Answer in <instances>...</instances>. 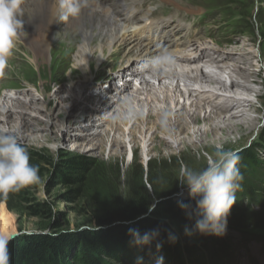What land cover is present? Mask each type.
Masks as SVG:
<instances>
[{
	"label": "rangeland",
	"instance_id": "1",
	"mask_svg": "<svg viewBox=\"0 0 264 264\" xmlns=\"http://www.w3.org/2000/svg\"><path fill=\"white\" fill-rule=\"evenodd\" d=\"M176 1L195 10V14H190L188 17L178 16L181 22H185L186 25H190L192 22L196 23L194 26H189L190 28L193 27L195 32L190 36L191 41H204L207 49L226 52L236 51L234 47H237V45L232 48H226L223 45V42L232 36L247 44V48L242 46L243 49L240 50H247L251 65L236 62V69L239 68L247 73L254 72L257 78H255L256 81L253 79L254 84H249V90L240 91L233 87V91L234 93L242 92L240 96L251 103L253 109H257L251 113L252 117H256L253 126L249 130L246 128H243V130L237 129L238 131L236 130L237 132L234 134L230 132L223 133L229 126H223L219 123L218 127L214 128V131L218 130L217 136L204 135L202 137L199 133L195 134L196 147L188 142L180 145V149L166 148L162 144L163 139L156 133L154 135L156 137L152 138L150 143H147L151 147L147 156L142 154V150L136 142L135 145H132L134 146L132 152L128 150L129 146L127 145L125 147L124 145L123 147L116 144L112 145L111 139L115 138V133L111 131L110 136L106 137L109 124L104 122L99 125L100 118L95 121L92 120L94 126L98 127L97 129L94 128L96 130L94 137L85 139L84 137L88 136L89 130L84 127L91 122L88 118L90 115L89 109L94 107L96 98L100 97L103 92H109L110 87L107 86L114 83V75L119 71L120 60L118 64L112 60L103 61L99 66L92 69L93 82L91 81L88 84L87 95L89 97H87V100L83 99L84 94H81L82 91L77 90L76 100L78 102L70 111L68 109L65 112L63 109L58 108L56 102L53 103L51 120L54 123L51 127L47 125L46 120L43 118L37 119L34 124L29 126L30 129L41 128L36 129L37 134L47 133L49 134L48 137L44 136L41 139H36L33 134L28 136V132L24 133L25 137H19L20 142L29 152L30 163L38 165L41 180L37 184L23 188L21 198L8 195L5 196L8 202L6 199H0V235L11 236L10 242L15 246H22L26 241L33 239L34 234L59 232L67 237V235L91 228L94 225L93 202L88 196H77L74 192L76 187L67 182L60 172V160L66 152L91 159L87 176L96 182H101L111 200L125 202L135 196L136 193H148L152 207L156 201L155 189L158 188L176 189L175 198L187 197L189 195L187 187L182 186L177 180L181 168L187 166L199 170L205 167L208 160L214 156L218 145L223 146L226 150L236 151L238 154L254 146L257 150H255L257 156L255 158L264 160V0H228L231 3L226 5L225 8L221 6L225 0ZM125 2L130 1L126 0ZM140 3L142 1L136 3L139 12L157 10L152 15L154 17L165 7V4L158 1H147L143 8ZM202 7L213 10L206 12ZM171 13H173L172 10L168 14ZM203 13L205 14L202 16ZM192 15L197 16L193 17ZM199 15L200 19H197ZM61 33L62 31H60V36L53 39L48 57L46 59L41 56L38 57L39 62L37 65L32 63L26 44L22 40L17 41L13 55L9 58L8 67L4 69V74L0 75V96L3 97L2 94L8 93L19 97L21 101L32 99V101L39 102V105H41L44 100V96L41 94L42 88L45 87V91L53 94L59 87L67 85L70 71H73L74 80H78L80 74L78 70L74 69L72 63V55L76 51V48H74L76 40L72 41L73 39H68L67 36H62ZM185 35V33H182L181 36L184 37ZM196 73L197 76L199 75L198 79H200V73ZM227 75H230V73ZM248 79L251 78L248 77ZM213 82L204 83L202 86L204 88H216L224 92L219 82L216 85ZM134 83V81L129 83L132 89L135 88L133 87ZM128 85H125V88L123 87V92L131 91L130 85L127 87ZM256 89L261 93L260 98H257ZM91 92L94 93L93 99L90 98ZM186 93L179 92L181 96L184 94L180 101L189 100ZM204 95L202 93L201 97H204ZM112 100L106 99L104 102ZM12 101L16 102L17 99L15 101L12 99ZM203 106L207 108V104L203 103ZM136 108L138 112L140 111L139 114H146L147 107L143 105L142 101L134 103L133 110H136ZM143 110L145 111L143 112ZM207 110L213 111L209 108ZM103 114V116L108 115L107 113ZM203 114L201 115L203 116ZM112 116L114 115H111L110 118ZM238 118V116H235L232 120L235 121ZM128 119L130 121V116L124 120ZM131 122L132 120L128 124L129 128L132 127V125L130 126ZM10 124H7V126ZM194 126H196V129L205 128L203 122H198ZM122 127L123 124L119 125V138H126L124 139V144H126L127 133L125 132V137H123ZM136 127V125H133L132 130L135 129L134 131H136L138 129ZM200 138L202 139L199 141ZM97 141L98 144H96ZM92 146L93 149H91ZM38 203H47L53 214L50 217L44 214L39 215L28 208ZM241 211H244V215H248L247 218L257 221L258 224L245 226L244 229L227 225V232L222 238L229 240L234 250L233 256L227 264H264V207L253 206V208L241 209ZM54 217L56 221H54ZM185 227L184 223L173 225L175 232L180 237H188V234L185 233ZM211 241L208 237L205 242L210 246ZM154 261V259H151L150 263L158 264Z\"/></svg>",
	"mask_w": 264,
	"mask_h": 264
},
{
	"label": "bare ground",
	"instance_id": "2",
	"mask_svg": "<svg viewBox=\"0 0 264 264\" xmlns=\"http://www.w3.org/2000/svg\"><path fill=\"white\" fill-rule=\"evenodd\" d=\"M115 1L122 6L118 12L114 11L108 0H102L99 2L102 4L100 11L96 10L97 6L91 9L83 5L82 11L77 17H66L61 9L60 0H18L19 18L23 20L24 26L19 40H22L28 47V55H30L32 63L37 65L40 56L44 59L48 57L53 39L60 36V31H62V36H67L68 39H73L72 41L76 40L74 47L76 51L72 55V63L80 75L75 81L73 71H70L67 85L59 87L53 94L45 91V87L42 88L41 94L44 96V100L41 105L32 99L21 101L17 96L8 93L2 94L4 96H0V129L6 128L17 133L19 137H25V132L29 133L28 136L33 134L36 139L48 137L47 133L37 134L36 129L41 128L30 129L29 126L34 124L37 119L43 118L51 127L54 123L51 120L53 103L56 102L58 108L65 112L68 109L70 111L77 105V90L82 91L83 99L87 100L89 97L87 87L92 81V69L103 61L110 60L117 64L120 60L119 70L122 69L130 73L135 71L132 80L135 82L133 84L135 88L132 89L130 81L127 85H130L131 91L123 92L121 89L112 94L109 90L108 93L103 92L100 97L96 98L94 107L89 109L88 118L91 122L88 121L89 123L84 127L89 130L85 139L94 137L96 131L94 128L96 127L92 120L100 118L99 125L104 122L109 124L106 137L110 136L111 131L115 133V138L111 139L112 145L116 144L120 147L127 145L129 146L128 150L132 152L134 147L132 145H135L136 142L140 146L142 154L147 156L151 149L147 143L156 137L154 136L156 133L163 139L162 144L166 148L180 149V145L188 142L195 146V134L199 133L202 137L204 135L217 136L218 130L214 131V128L218 127L219 123L229 126L223 133L235 134L237 129H251L254 120H256V117H252L251 113L257 109H253L251 103L240 96L242 92L236 94L233 91V87L240 91L249 90V84H254L253 81L257 78L254 72L247 73L239 68L236 69L237 63L250 64L247 50H240L247 44L232 36L223 42L226 48L237 45L234 47L236 51L232 52L209 50L206 49L203 42L190 39L182 42L177 39L170 46L158 45L157 36L163 30L161 27L168 21L153 20L152 14L139 13L135 7L125 3L124 5L122 0ZM132 1L130 0L131 4ZM160 1L173 5V9L178 10L176 0ZM144 5L145 2L142 3V7ZM192 11V9L182 10L184 15H189ZM174 13L179 15L178 12ZM185 42L188 43L184 44ZM185 45H189L188 50L182 48ZM164 50L171 53V63L164 68H152L149 62ZM235 53L237 54L235 55ZM209 64H215L218 72L214 74L206 72L205 69ZM145 65L148 66L145 67ZM196 72L200 73V79ZM228 73L230 75H227ZM208 82H213L215 85L219 82L226 93L223 94L215 88H204L202 85L208 84ZM194 85L199 89H196ZM179 92H187L188 102L180 101L184 94L181 96ZM255 92L257 98H260L259 90L256 89ZM202 93L205 94L204 97H201ZM90 98H94L93 92L90 93ZM12 99L14 101L17 99V101L13 102ZM106 99L113 100L104 102ZM118 101L121 102L117 103ZM139 101H142L143 105L147 107L145 115H143L144 113L139 114L140 111L138 112L137 108L133 110L134 103ZM203 103L207 104V108L203 106ZM208 108L213 111L207 110ZM228 112L229 114H227ZM103 113L108 115L103 116ZM225 113L227 115H224ZM111 115L114 116L110 118ZM129 116L130 121L132 120L130 126L136 125L138 128L136 131L132 130V127H128L129 119L124 120ZM235 116L239 118L234 121L232 118ZM198 122H203L205 128L196 129L194 125ZM9 123L11 124L7 126ZM121 124H123L121 129L123 135L125 132L127 133L126 144H124L126 138H119L118 129ZM43 126L41 127L43 128Z\"/></svg>",
	"mask_w": 264,
	"mask_h": 264
},
{
	"label": "trees",
	"instance_id": "3",
	"mask_svg": "<svg viewBox=\"0 0 264 264\" xmlns=\"http://www.w3.org/2000/svg\"><path fill=\"white\" fill-rule=\"evenodd\" d=\"M255 150L251 146L239 154L242 191L236 194V203L230 210L228 225L231 227L244 229L258 224L241 209L264 207V160L255 158ZM60 161V172L76 187L75 194L88 196L93 202L94 225L67 237L59 232L34 234L33 239L19 247L10 242L11 264H151V259L159 262L161 258L162 264H227L232 258L229 240L200 234L195 230L196 217L189 219L178 206L183 202L195 209V200L190 194L179 199L174 197L176 189H155L153 207L148 193L142 192L125 202L113 201L101 182L87 176L89 157L66 152ZM22 194L23 189L8 195L21 198ZM0 199L8 202L4 195L0 194ZM28 208L39 215L53 214L47 203ZM176 223H184L191 234L180 237L173 228ZM129 229H138L141 234L158 230L159 234L149 245L138 247L131 242ZM208 237L212 240L210 246L205 242Z\"/></svg>",
	"mask_w": 264,
	"mask_h": 264
},
{
	"label": "clouds",
	"instance_id": "4",
	"mask_svg": "<svg viewBox=\"0 0 264 264\" xmlns=\"http://www.w3.org/2000/svg\"><path fill=\"white\" fill-rule=\"evenodd\" d=\"M60 6L64 16L77 17L82 11L83 0H60ZM19 16L18 0H0V75L8 67L9 58L20 39L23 20ZM171 61V53L164 50L149 63L155 69L164 68ZM239 161L238 152L218 145L205 167L199 170L187 166L181 168L177 180L187 187L195 200V209L183 202L178 206L189 219L196 217L195 230L200 234L218 237L226 234L230 210L236 203V194L242 191L243 175L238 167ZM40 180L39 167L30 163L29 152L18 134L0 129V194L7 196L19 192ZM185 233L191 234L190 229L185 227ZM129 234L131 242L140 247L149 245L159 233L152 230L141 234L138 229H129ZM11 239V236L0 235V264H11L8 247ZM158 264H162V258Z\"/></svg>",
	"mask_w": 264,
	"mask_h": 264
}]
</instances>
